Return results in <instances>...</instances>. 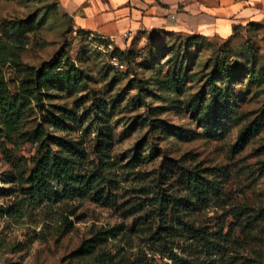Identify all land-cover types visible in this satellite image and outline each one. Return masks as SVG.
Wrapping results in <instances>:
<instances>
[{"label":"rangeland","instance_id":"374dc122","mask_svg":"<svg viewBox=\"0 0 264 264\" xmlns=\"http://www.w3.org/2000/svg\"><path fill=\"white\" fill-rule=\"evenodd\" d=\"M201 1L218 10L238 3L231 30L241 28L231 36L139 30L115 42L138 52L117 57L119 68L104 49L108 38L77 29L62 0H0V32L4 20L36 24L22 66L38 68L63 50L60 62L78 70L47 92L42 110L23 114L22 129L40 123L46 146L97 177L74 196L55 182L32 195L23 179L33 147L21 139L2 147L0 137V264H93L107 256L176 264L175 255L264 264V0ZM1 72L12 87L14 67ZM100 147L108 162L101 172ZM164 158L197 166L202 196L158 177ZM173 197L191 202L178 214L208 241L159 228L171 224ZM81 246L86 252L77 253Z\"/></svg>","mask_w":264,"mask_h":264},{"label":"trees","instance_id":"16d2710c","mask_svg":"<svg viewBox=\"0 0 264 264\" xmlns=\"http://www.w3.org/2000/svg\"><path fill=\"white\" fill-rule=\"evenodd\" d=\"M35 27V22L29 18L4 20L1 23L0 137L3 138L2 147H4L5 143L14 144L15 139L28 142L33 147V153L28 157L30 169L23 179V182L28 186L30 194L37 195L44 191L49 183L55 182L57 185L62 186V190L69 196H74L79 194L87 183L97 181V177L93 175L95 173L86 177L77 167V162L72 158V154L62 155L61 152L46 146L45 130L40 123H36L33 128L22 129L21 127L24 113L43 109L41 101L43 97H47L48 91L65 87L78 75L77 68L65 63V60L60 62L65 54L63 50H59L53 58L41 63L38 68L21 65L19 56L28 43V33L32 32ZM240 28L241 26L238 24L233 25L229 36L236 33ZM137 53L132 48L119 50L115 47L110 52V57L116 56L130 60L131 56H136ZM5 64L11 65L16 71V83L12 87H9L8 80L3 78L1 72V67ZM48 114V112L42 114L44 122L49 120ZM57 121L59 120L57 119ZM103 149V147H100L97 150L101 167H99L100 172L103 171V168L108 163L103 160L105 156ZM24 161L27 162L26 160ZM158 174V177H164L165 179L174 178L198 196H202L206 188L205 179L201 176L197 166L193 169H188L175 164L171 159L164 158L158 169ZM188 203L191 204L187 198L173 197L170 201V210L174 213L173 221L171 220L170 225H162L159 228L189 232L195 238L208 241L206 238L207 232L204 229L198 228L180 218L178 214L179 208L187 206ZM162 221L166 223L164 219ZM81 252H86L82 246L77 249V253ZM175 261L176 264H213V262L189 261L177 255H175ZM93 264H131V262H114L110 256H107Z\"/></svg>","mask_w":264,"mask_h":264},{"label":"crops","instance_id":"0c3cea01","mask_svg":"<svg viewBox=\"0 0 264 264\" xmlns=\"http://www.w3.org/2000/svg\"><path fill=\"white\" fill-rule=\"evenodd\" d=\"M77 29L103 38L132 30L189 29L228 35L238 3L219 10L201 0H62ZM235 5V6H234Z\"/></svg>","mask_w":264,"mask_h":264},{"label":"built area","instance_id":"2783aa9c","mask_svg":"<svg viewBox=\"0 0 264 264\" xmlns=\"http://www.w3.org/2000/svg\"><path fill=\"white\" fill-rule=\"evenodd\" d=\"M134 34V31L132 30H128L122 34H120L119 36H113L108 38V41L106 42L104 49L106 52H112V50H114L115 48V42L120 38V39H129L132 35ZM110 62L119 68L123 67V64L120 63V61L117 59L116 56H111L110 57Z\"/></svg>","mask_w":264,"mask_h":264}]
</instances>
